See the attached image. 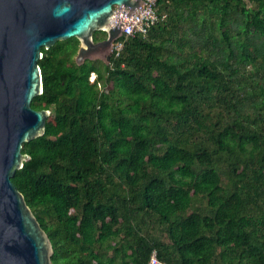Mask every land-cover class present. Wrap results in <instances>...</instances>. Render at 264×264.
Returning <instances> with one entry per match:
<instances>
[{
  "label": "trees",
  "instance_id": "obj_1",
  "mask_svg": "<svg viewBox=\"0 0 264 264\" xmlns=\"http://www.w3.org/2000/svg\"><path fill=\"white\" fill-rule=\"evenodd\" d=\"M159 12L110 64L42 48L52 114L13 182L53 264H264V0Z\"/></svg>",
  "mask_w": 264,
  "mask_h": 264
},
{
  "label": "water",
  "instance_id": "obj_2",
  "mask_svg": "<svg viewBox=\"0 0 264 264\" xmlns=\"http://www.w3.org/2000/svg\"><path fill=\"white\" fill-rule=\"evenodd\" d=\"M143 0H0V264H53L47 232L13 182L30 155L23 146L46 132L51 110H35L44 92L42 48L76 38L78 65L110 64L113 45ZM107 38L95 42L94 33ZM107 55V59L104 58Z\"/></svg>",
  "mask_w": 264,
  "mask_h": 264
},
{
  "label": "built area",
  "instance_id": "obj_3",
  "mask_svg": "<svg viewBox=\"0 0 264 264\" xmlns=\"http://www.w3.org/2000/svg\"><path fill=\"white\" fill-rule=\"evenodd\" d=\"M146 4L141 5L132 16L128 19V17H124L122 31L123 36L130 37L136 34H142L147 36L150 30L158 24L160 21L166 19V15L162 16L159 12V2L161 0H143ZM114 51L113 55L119 57L121 52L124 49V41L118 39L115 41L113 45ZM93 78H90L92 83L96 82L97 75L95 73L92 74ZM95 75V76H94ZM101 85L99 84V87ZM149 264H166L158 257V252L155 250L151 256Z\"/></svg>",
  "mask_w": 264,
  "mask_h": 264
},
{
  "label": "flooded vegetation",
  "instance_id": "obj_4",
  "mask_svg": "<svg viewBox=\"0 0 264 264\" xmlns=\"http://www.w3.org/2000/svg\"><path fill=\"white\" fill-rule=\"evenodd\" d=\"M107 38V34L106 33H104V32H95L94 33V39H95V42H101V41H104L105 39ZM113 51H114V48H113ZM112 51V52H113ZM107 55L108 54H104V58H106L107 59ZM112 56H113V53H112V55H111V59H112ZM94 62H103V63H105L104 61H102V60H98V61H94ZM52 112V111H51ZM52 114V113H51Z\"/></svg>",
  "mask_w": 264,
  "mask_h": 264
},
{
  "label": "rangeland",
  "instance_id": "obj_5",
  "mask_svg": "<svg viewBox=\"0 0 264 264\" xmlns=\"http://www.w3.org/2000/svg\"><path fill=\"white\" fill-rule=\"evenodd\" d=\"M95 76V75H94ZM91 79L93 78V75H91V77H90ZM97 79V78H96ZM101 87V89H102V86H100Z\"/></svg>",
  "mask_w": 264,
  "mask_h": 264
}]
</instances>
